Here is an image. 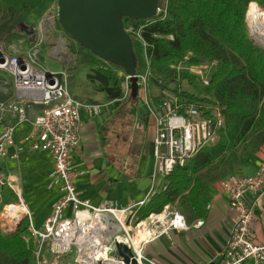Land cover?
Wrapping results in <instances>:
<instances>
[{
  "label": "built area",
  "instance_id": "obj_1",
  "mask_svg": "<svg viewBox=\"0 0 264 264\" xmlns=\"http://www.w3.org/2000/svg\"><path fill=\"white\" fill-rule=\"evenodd\" d=\"M167 10L168 0H159L151 19H123L124 32L143 48L145 70L136 73L138 92L155 125L154 163L148 197L156 191L166 190L164 179L175 167L184 166L204 146L215 144L218 129L223 126L218 109H214L213 116L208 118L197 107L179 103L176 96L166 92H162L164 96L156 108L151 106L149 68L141 33L146 25L165 20ZM56 18L57 0H52L34 29L38 40L31 50H25L23 42L7 46L0 42V78L8 76L12 90L8 99L0 101V161L18 162L23 147L15 142V131L18 125L29 124L30 132L23 142L29 144V151L51 156L53 170L49 189L58 191L51 215L41 229H36L22 199L18 164L12 176L0 172V188L8 187L16 198L15 202L6 204H2L0 198V232L2 235L18 234L31 252L34 264H155L143 255V247L162 236L170 238L171 231L188 229L186 219L175 203L166 205L159 214L143 217L141 208L148 197L124 207L113 202L93 206L88 200L80 199L76 192L77 174L72 159L74 151L81 145V112L88 118H97L102 115L104 105L76 99L69 92L66 72L52 71L41 64L39 48L53 38L45 26ZM245 21L248 34L255 36L264 49L263 41L252 33L247 19ZM61 39L59 37L57 42L60 44L50 50L58 61L69 58L67 48L63 47L66 41ZM214 65L215 62L192 66L180 63L176 69L197 75L202 85L207 86ZM119 73L124 78L121 100H125L130 93L129 77L120 70ZM34 108L38 110L30 118L29 113ZM263 172L264 166L260 165L254 175L237 173L219 181L220 193L226 198L234 217L217 264H264V242H255L253 238L255 208L264 191ZM67 210L69 216L65 214ZM139 233L144 235L141 240L136 239ZM119 246L125 249L123 255L119 254Z\"/></svg>",
  "mask_w": 264,
  "mask_h": 264
},
{
  "label": "trees",
  "instance_id": "obj_2",
  "mask_svg": "<svg viewBox=\"0 0 264 264\" xmlns=\"http://www.w3.org/2000/svg\"><path fill=\"white\" fill-rule=\"evenodd\" d=\"M42 1L52 0H37L34 4L28 0H0V13L9 16L0 24V42L9 44L25 39V17ZM259 7L264 8V0H168L166 19L154 21L142 30L151 106L156 108L164 96L162 92H166L176 96L179 103L197 107L205 117L211 118L214 109H218L223 118L217 142L204 146L184 166L175 167L164 179L166 190L154 194L141 208L143 217L161 213L176 200L182 214L195 211L204 191L200 183L202 170L237 174L234 168L249 165L264 145V49L250 39L245 21V15L249 23L255 11L264 15ZM80 48L86 52L83 60L90 68L88 80L96 84L97 91L105 94L108 101L118 103V117L126 122L129 134L134 116L126 111L138 97L129 93L121 100V69L107 66L90 51ZM213 62L207 86L197 75L176 69L180 63L192 66ZM136 67L139 73L137 57ZM183 85L190 90H184ZM10 96L11 93L2 96L0 101ZM0 264H34L18 234L0 235Z\"/></svg>",
  "mask_w": 264,
  "mask_h": 264
},
{
  "label": "crops",
  "instance_id": "obj_3",
  "mask_svg": "<svg viewBox=\"0 0 264 264\" xmlns=\"http://www.w3.org/2000/svg\"><path fill=\"white\" fill-rule=\"evenodd\" d=\"M48 7L49 3L47 9ZM32 31L34 37L31 43L36 36L34 28ZM55 33L58 37L64 36ZM63 38L67 41L65 36ZM23 41L22 39L18 42ZM68 86L73 96L83 101L85 97L77 92L73 81H69ZM95 97L98 99L105 95L100 93ZM137 97L135 105L126 111L131 117L134 116L129 134L126 122L118 117L120 111L117 102L101 103L104 105L103 113L97 118H88L85 112H81V145L73 153L72 166L77 174L75 187L79 198L88 200L93 206L113 202L119 207H124L130 202H140L148 197L154 163L155 125L154 118L142 103L139 92ZM37 110L38 108H34V111L29 113V117L32 118ZM29 132V124L17 126L14 139L23 150L19 154L18 162L0 161V172L12 176L18 164L22 199L24 200L22 194L24 178L30 186L29 193L42 195L41 201L34 198L31 204L34 206V211H44L40 226H35L34 215L31 214L34 228L41 229L45 219L52 213L58 191L57 189H47L50 193L44 191L48 188L53 160L47 153L28 150L29 144L23 140ZM260 165L264 166V145L253 155L249 165L236 167L233 172L251 176L258 171ZM21 167L24 168L23 179ZM227 175L216 169L202 170L200 183L204 186V191L197 200L195 211L183 213L188 229L171 231L170 238L162 236L147 243L143 247V255L155 264H217L218 255L228 241L234 217L219 188V181ZM2 190L3 188H0L1 199ZM152 196L148 197L147 202ZM24 202L30 212V204L25 200ZM177 203L178 200L175 204L181 212L182 207ZM65 214L69 216L70 211L68 213L67 210ZM253 238L255 242H264V191L255 208Z\"/></svg>",
  "mask_w": 264,
  "mask_h": 264
},
{
  "label": "water",
  "instance_id": "obj_4",
  "mask_svg": "<svg viewBox=\"0 0 264 264\" xmlns=\"http://www.w3.org/2000/svg\"><path fill=\"white\" fill-rule=\"evenodd\" d=\"M158 4L159 0H57V21L80 47L119 67L129 77L130 93L135 98L136 57L133 42L124 32L123 19H151ZM119 250L123 255L124 247L119 246Z\"/></svg>",
  "mask_w": 264,
  "mask_h": 264
},
{
  "label": "rangeland",
  "instance_id": "obj_5",
  "mask_svg": "<svg viewBox=\"0 0 264 264\" xmlns=\"http://www.w3.org/2000/svg\"><path fill=\"white\" fill-rule=\"evenodd\" d=\"M28 1L30 4H34L37 0H28ZM46 9H47V3L45 1H42L40 4H38L32 11H30L26 15L25 21H26L27 26L22 27V34L27 37V39H23L24 41L22 44L25 50L33 49L34 43L37 42L38 36L37 37L35 36L33 43L30 42L34 37L32 30L33 28L35 29L38 23L43 19ZM260 9L264 11V9L262 8ZM8 18L9 16L7 14H5L4 12H1L0 13V24H4L5 21L8 20ZM263 18H264V15H263ZM245 19H246V15H245ZM45 29L49 32L48 34H53V38L51 39V42L47 41V43H45L46 42L45 41L39 48V59L43 67L48 68L49 70H52V71H56V72L65 71L67 75V84L69 81H73V84L76 85L77 92L85 97V98L83 97L84 98L83 101L85 100L90 103H99V104L108 101L106 97L96 99L97 97H95V95H99L100 92L97 91L96 84H92L87 78V74L90 68L83 60V55L86 52L84 50L80 51L81 49L80 46L73 39H71V37H69L67 34H65L62 31L61 27L58 24L57 18L54 21L49 22L48 25L45 26ZM55 32L60 33V36H63L64 34V36L67 38L65 46L63 47L67 48V52L69 53L67 55H69V58L65 57L64 61H58L57 59L52 57V55L50 54V50H52L54 47H57L60 44V42H57L59 37L57 36ZM249 36L253 40V42H255L258 46H261V43L256 39L255 36H252L251 34ZM63 37L61 40L64 39ZM7 44L8 43L6 42L4 43L5 46H7ZM11 44H18V41L10 42L8 45H11ZM133 45L135 47V54L137 57L138 72L143 73L145 70V59H144V54H143V48L141 44L135 39H133ZM114 68L120 69L117 66H114ZM3 77L4 78H0V98H2V96L5 97L6 95H9L12 91L10 79L6 75H3ZM68 89H69V86H68ZM183 89L188 90V91L190 90V88H188L186 85H183ZM69 92H70V89H69ZM151 92L157 95L155 90L151 89ZM70 94L73 96L71 92ZM104 95L105 94H103V96ZM75 98L78 99L77 97ZM20 165H21V160H20ZM23 170L24 168L21 167L22 179H23ZM49 183H50V179H49ZM29 189H30V186H28V181H26L24 178L23 186H22L23 198L28 204H30V213L34 215L33 221H34L35 226H40L44 218V211H40V212L34 211V206L31 204H32V201H34V198H37L39 201H41L40 198H42L41 197L42 195H40V193H29L28 191ZM47 189H49V184H48V188H45L44 191L45 193H50ZM15 201H16V198L12 194V192H10L8 187L6 186L3 187L2 199H1L2 204H6L8 202H15ZM68 213H69V210H68ZM0 235H2L1 232H0Z\"/></svg>",
  "mask_w": 264,
  "mask_h": 264
},
{
  "label": "bare ground",
  "instance_id": "obj_6",
  "mask_svg": "<svg viewBox=\"0 0 264 264\" xmlns=\"http://www.w3.org/2000/svg\"><path fill=\"white\" fill-rule=\"evenodd\" d=\"M249 25L252 30V33L258 36L259 39H261L264 43V18H263V15L259 11H255L253 13L250 19ZM160 218L163 219L164 216L161 215ZM143 237L144 235L142 233H139L136 235L137 240H141Z\"/></svg>",
  "mask_w": 264,
  "mask_h": 264
}]
</instances>
